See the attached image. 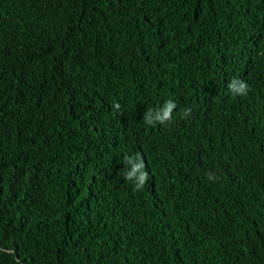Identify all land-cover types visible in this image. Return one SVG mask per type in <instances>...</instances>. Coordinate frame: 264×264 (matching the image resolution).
<instances>
[{
    "label": "trees",
    "instance_id": "1",
    "mask_svg": "<svg viewBox=\"0 0 264 264\" xmlns=\"http://www.w3.org/2000/svg\"><path fill=\"white\" fill-rule=\"evenodd\" d=\"M0 264H264V0H0Z\"/></svg>",
    "mask_w": 264,
    "mask_h": 264
},
{
    "label": "clouds",
    "instance_id": "2",
    "mask_svg": "<svg viewBox=\"0 0 264 264\" xmlns=\"http://www.w3.org/2000/svg\"><path fill=\"white\" fill-rule=\"evenodd\" d=\"M237 85L239 86L237 87ZM228 87L233 94H239V95H246L249 90V86L245 82L238 81L235 79L229 83ZM119 107L120 105L117 103L115 105V108L119 109ZM175 107L176 105L174 101H167L165 102V105L162 109L156 111V115L154 117L152 116L153 111L150 109L147 113H145L144 116L145 122L148 124H153L156 121L160 123H164L165 121L171 119V113ZM190 114H191L190 108H185L183 110L182 115L184 117H187ZM124 162L126 165H131V168L123 173L124 179L129 181H135V188L141 189L149 178L148 172L145 171V165L143 161L140 160L139 158L134 160L132 157L125 156ZM213 178H214L213 175L210 173L209 179H213Z\"/></svg>",
    "mask_w": 264,
    "mask_h": 264
}]
</instances>
